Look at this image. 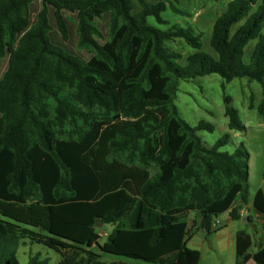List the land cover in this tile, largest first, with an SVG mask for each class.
<instances>
[{
  "label": "trees",
  "instance_id": "16d2710c",
  "mask_svg": "<svg viewBox=\"0 0 264 264\" xmlns=\"http://www.w3.org/2000/svg\"><path fill=\"white\" fill-rule=\"evenodd\" d=\"M137 1L139 11L133 0H0V264H19L22 239L58 253V264H128L102 261L94 246L199 264L189 214L207 235L228 211L242 220L250 154L221 151L230 134L205 147L197 133L214 126H191L175 98L179 81L247 79L261 87L249 109L264 119V0H228L211 32L217 57L190 25L150 24L168 25V9L185 17L176 0ZM177 40L192 52L173 50ZM224 102L229 130L244 131L232 98ZM253 206L264 214L262 189ZM99 224L116 226L104 244ZM253 245L237 232L236 264H264Z\"/></svg>",
  "mask_w": 264,
  "mask_h": 264
},
{
  "label": "rangeland",
  "instance_id": "374dc122",
  "mask_svg": "<svg viewBox=\"0 0 264 264\" xmlns=\"http://www.w3.org/2000/svg\"><path fill=\"white\" fill-rule=\"evenodd\" d=\"M148 1L154 2L155 0ZM133 2L135 11H139L140 5L138 1L133 0ZM227 2L228 0H176L174 2L175 7L186 14L185 17L168 9L163 13V18L168 22V25L160 26L156 24L153 18H150L149 22L159 29H167L174 24H180L183 27L192 26L197 34L203 32L201 38L203 51L217 57L210 45L211 32L216 18L225 11ZM254 45L255 42H251L248 45L246 49L247 56L251 53ZM170 47L181 52L184 56L192 52L191 48L181 40L173 42ZM251 95L254 96L255 105L257 106L261 99V87L257 82L251 83L247 79H236L231 83H224L219 75L213 74L198 77L191 81H179L175 104L178 107L180 116L191 126H197L200 122L210 123L214 126L215 130L212 133L207 131H199L197 133L205 147L214 146L220 138L230 134L229 143L221 151L234 153L239 147H243L250 154L249 203L252 204L251 217L253 226L249 228V232L255 235L254 250L256 251L264 247V229L262 228L264 214L253 206L258 190L262 189L264 191V119L258 115L256 110L249 109ZM225 96L232 98L231 105L239 112L241 121L245 126L244 131L235 132L229 130L228 119L225 117ZM244 208H247V205ZM199 219L200 216L197 212L189 214L188 222L191 227V233L196 230V221ZM221 221L218 227H213V229H217L223 225L221 229L204 236L203 240L199 238L200 236L195 239L201 252L199 264H236L235 244L229 245L227 237L219 238V233L226 229L228 225L225 224L224 217L221 218ZM115 227V225L99 224L100 244H104L108 240ZM243 227V224L234 222L230 224L226 231L220 234L224 236V234L229 233L234 239L236 230ZM175 244L169 243V246H174ZM94 251L101 255L102 261L108 263L123 261L128 264H154L107 254L102 252L98 246H94ZM18 257L19 264H28L30 258L34 257H38L40 261L49 259L50 264H58L61 260V256L58 253L30 239L21 240Z\"/></svg>",
  "mask_w": 264,
  "mask_h": 264
},
{
  "label": "crops",
  "instance_id": "0c3cea01",
  "mask_svg": "<svg viewBox=\"0 0 264 264\" xmlns=\"http://www.w3.org/2000/svg\"><path fill=\"white\" fill-rule=\"evenodd\" d=\"M251 212H252V204L249 203L247 205V208H244L243 210L240 211V213L242 215V220H240V221H233L232 218H231L230 211H228V212L222 214L221 216H219L217 220H219L220 221V224H221V222H222L221 221V218L224 217V221L226 222L225 224H228L227 225V228L230 226V224H233L234 222H238V223L243 224L244 225L243 228H240V229H237L236 230L234 239H232V237H231V235L229 233H226V234H224V236H221L220 233L226 231L227 228L224 229V230H222V232L219 233V235H220L219 238L221 239L222 237H227L228 238L229 245H231V244L234 243L235 244V249H236V234H237V232L240 231V230H246L251 235L252 240H253V243H254L253 248L250 251V253L255 254L256 252H258L262 248H259L256 251L254 250L255 243H256L255 235L253 233L249 232V228H252V226H253L252 225L253 219L251 217V215H252ZM248 219L250 220L249 222H248ZM196 222H197V226L195 227L196 230L192 232V236L188 240V244L187 245H188V247L190 249H194V250H198L199 251V245L196 243L195 239L200 236L199 238L201 240H203L204 236H206L207 234H205L202 230L199 229L198 224H199L200 220H197ZM222 227H223V225L222 226H219V228H217V229H220ZM262 228L264 229V223L262 225ZM221 247L223 248V246H221ZM246 264H256V262L251 259Z\"/></svg>",
  "mask_w": 264,
  "mask_h": 264
},
{
  "label": "built area",
  "instance_id": "2783aa9c",
  "mask_svg": "<svg viewBox=\"0 0 264 264\" xmlns=\"http://www.w3.org/2000/svg\"><path fill=\"white\" fill-rule=\"evenodd\" d=\"M218 225H220V221L216 219L213 224V227H218Z\"/></svg>",
  "mask_w": 264,
  "mask_h": 264
}]
</instances>
